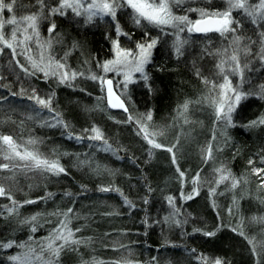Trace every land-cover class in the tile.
Listing matches in <instances>:
<instances>
[{
    "label": "trees",
    "instance_id": "1",
    "mask_svg": "<svg viewBox=\"0 0 264 264\" xmlns=\"http://www.w3.org/2000/svg\"><path fill=\"white\" fill-rule=\"evenodd\" d=\"M55 1L44 0L42 8L39 0H16L13 12L5 11L3 16L19 18L33 13L42 16L38 29L43 40L53 41L51 55L64 62L67 70L83 75H77L71 86L58 83L57 78L45 79L19 48L15 55L4 48L0 52V134L12 135L21 144L29 139L44 142L40 147L27 146L58 160L66 172L55 175V185H44L35 191L31 184L21 181L16 190L10 191L20 205L12 215L4 206H15L7 196L0 197V213H3L0 241L11 239L36 247L37 241L48 237L58 220L63 219L51 214L72 208L70 227L80 228L76 236L87 243L77 246L76 251L65 249L60 264L93 260L109 264L123 259L151 264L153 257L156 264H202L200 256L219 257L227 264H264V249L258 245L254 255L252 245L239 235V230H243L248 238L264 241V224L252 219L264 217V187L260 186V176L253 173V169H264V126L246 127L264 114V98L260 95L264 86V61L256 54L261 49L260 33L264 27L233 12L239 21L234 35L244 38L239 45L243 78L239 75L236 83L230 63L224 65L223 74L217 68L221 59L228 58L218 55V51L228 49L230 56L234 50L233 34L226 37L218 33L182 34L194 48L185 47L178 55L166 35L149 26H136L126 11H118L117 21L104 17L89 23L70 15L50 14L49 7ZM224 3L225 0H188L186 8H223ZM188 15L193 17L195 12ZM116 22L131 35V39L119 38L123 47L134 48L135 42L146 40L145 31L158 38L152 59L145 67L149 79L144 81L138 76L126 89L116 88L128 108L127 113L109 109L102 99L104 91L100 83L90 79L93 74L102 75L98 63L112 54ZM53 23L56 28L49 33ZM11 27L7 25L6 32ZM245 47L250 49L247 54L243 51ZM33 72L35 75H31ZM223 75L232 80L233 86L250 93L233 112L231 125L216 119L209 102L216 90L204 82L207 78L223 83ZM33 89L39 97L53 96L51 110L28 98L33 95ZM185 102H189V107L183 113ZM149 111L153 116L150 131L163 133L155 137L162 148H153L137 135L135 122H125L129 114L139 119ZM57 120L69 127H63ZM93 126L102 131L111 145L110 151L104 150L102 141L89 138ZM209 143L213 146L210 159L213 164L207 172L203 167V150ZM172 145L176 147L170 153L166 149ZM0 162L6 161L0 157ZM177 168L184 172L183 178L179 177ZM218 168L230 172L240 181L239 185L233 189L231 180H227L217 186L215 179L219 173L215 169ZM0 172L4 175L10 171ZM197 173L200 174L198 195L186 200L183 197L193 191L192 179ZM101 187L118 188L123 196L116 191L101 192ZM212 188L215 194H210ZM125 196L132 206L124 202ZM167 197L174 198V206ZM54 198L63 199L62 203L55 200L51 203ZM78 199L81 205L77 211ZM26 200L36 202L24 203ZM37 213L40 215L34 225H20L22 220ZM32 226H36L35 232L31 231ZM205 232L216 234L206 236ZM19 251L16 247L0 249V264H13L8 257ZM66 252L70 256H65Z\"/></svg>",
    "mask_w": 264,
    "mask_h": 264
},
{
    "label": "snow or ice",
    "instance_id": "2",
    "mask_svg": "<svg viewBox=\"0 0 264 264\" xmlns=\"http://www.w3.org/2000/svg\"><path fill=\"white\" fill-rule=\"evenodd\" d=\"M184 0H59L56 7L50 9L51 14L65 15V10L70 9L76 16H84L86 22H92L94 18L110 17L112 21H117L118 11H126L133 23L138 27L152 26L160 29L162 32L166 28L175 30L176 40L174 47L176 53L182 54L181 49L186 41L180 39V33H218L222 37H226L229 34H233L232 45L234 50L231 55H228V49H223L222 52L218 51V55L228 56L227 60L221 59L217 64V68L221 74L224 73V65L230 63L232 65V73H239L243 78V69L240 67L239 57V45L244 39L241 36L234 35L239 27V21L233 16V12L243 13L246 15L251 23L258 24L260 27H264V0H258L256 3L250 2V0H225V7L223 8H189L187 12L198 13V18L191 19L189 15H176L173 11L174 7L179 6ZM16 0H0V52L4 48L10 49L13 55L16 54V49L20 48L22 54L26 55V58L30 62L33 69L43 73L44 78L49 77L57 78L58 83H67L71 86V81L74 80L77 75H83V73H77L75 71H69L66 68V64L61 60L55 59L50 52L53 41L51 39L42 40L38 30V22L42 16L35 13L17 18L16 15H12L8 18L3 16L5 11L13 12ZM41 7L44 6V0H39ZM7 25L12 26L10 32H6ZM56 28L53 23L48 28V32L52 33ZM116 39L112 41V58L98 63V67L105 74L115 73L118 76H122L123 80L117 84V87L123 86L127 88L129 83L133 82V75L139 73L144 81L149 79L145 72V66L150 63L152 59V50L158 43V38H154L150 35L149 31L144 32V36L147 38L142 42H135L134 48L123 47L120 43V37L126 36L131 39V35L124 32L119 24L115 23ZM261 36V49L259 53L260 60L264 61V32L260 33ZM35 43L39 50L38 56L33 57L28 55L32 52L31 43ZM243 51L247 54L250 49L245 47ZM47 53V55H46ZM19 63V61H17ZM25 73H28V69L21 65ZM247 67V64L244 65ZM35 75V72L31 73ZM90 79L98 81L101 85L102 91H106V97L102 99L107 100L108 107L115 109H122L125 113L128 112V108L125 106L124 100L113 89V80L106 79L104 75H91ZM206 84H211L212 89L216 90V95L211 97L209 102L215 110L216 119L224 121L226 124H232V114L237 109L242 100L247 99L250 93L243 92L239 86H233L231 80L227 75H223V83L217 84L214 81L204 79ZM106 85V88H105ZM20 95H23V89ZM17 95V93H13ZM54 95V94H53ZM261 98H264V86H261ZM30 100H34L36 104L42 108H48L51 110V102L53 96H48L46 99L39 97L35 94L33 89V95L28 97ZM189 107V102H185L182 105V112L186 113ZM59 116V113L56 114ZM153 116L151 111L142 114L139 119L128 115L126 123L135 122L138 126L137 135H141L144 140L147 141L153 148H162V144L157 143L155 137L157 135H163L162 132L158 133L150 131V122ZM188 121L185 120V123ZM57 123L62 124L63 127H69L64 124L62 120H57ZM55 126V125H49ZM264 126V114L259 116L256 120L250 121L246 127ZM88 131V130H86ZM93 135L89 137L92 140L102 141L106 146L105 151L111 150V145L108 144L102 131L93 126L90 130ZM81 139V137H76ZM37 140L29 139L26 144L19 143L12 135L0 134V157L3 161L0 162V171H13V170H39L43 173H51L53 175H60L65 173L66 169L60 165L56 159H49L41 155L38 150L29 149L27 145H35ZM176 145L167 147V151L172 153L173 148ZM212 144L209 143L207 148L203 150L204 160L207 162L212 159ZM172 162L176 163V157L173 153ZM251 164L252 161H249ZM179 177H184V172L177 168ZM219 173L218 179L215 181L216 185H220L224 181L231 180V188L235 189L240 181L232 177L230 172L226 169H215ZM227 173V174H225ZM253 173L261 178V187H264V169H253ZM200 182V174L197 173L193 177L192 183L194 185L192 193L184 196L186 200H190L193 196L198 195L197 185ZM101 192L116 191L122 196L123 193L118 188L101 187ZM210 194H215V188L210 189ZM52 194L49 193L50 197ZM65 195H71L66 193ZM12 202L15 207H9L5 205L9 215H12L17 211V207L20 206L18 201H15L11 196L8 189L0 183V197H5ZM168 203L174 206V198L167 197ZM33 200H26L24 203H35ZM124 202L132 206V202L128 198L124 197ZM235 203V201H234ZM177 212L179 209L176 210ZM231 213V209L229 210ZM73 213L72 208H68L66 211H59L52 213L51 215L63 217L58 220L56 226L49 232L48 237L44 238L36 247H32L28 242H17L16 240L0 241V249H11L13 247L21 249L17 254L8 257V260L13 264H60V255L65 249H71L76 251L77 246L87 243V241L80 239L76 236V233L80 232V228L73 229L70 227L71 218L69 214ZM3 215V213H0ZM40 214L32 215L21 221L22 224H32L37 221ZM111 215V213H108ZM253 221L264 224V217H253ZM31 231H36V226L31 227ZM196 231H199L198 229ZM233 231L238 229L233 228ZM215 232H205L206 236H214ZM239 235L244 236L248 243L252 245L251 251L254 255H257V246L264 249V241H257L255 238H248L245 236L243 230H239ZM29 241H32V237L29 236ZM91 238H89L90 240ZM120 247H125L121 245ZM26 249V250H25ZM194 251V250H193ZM47 257V258H45ZM202 261V264H227L226 261L217 257L209 258L206 256L198 257ZM84 264H105L103 261H85ZM109 264H138L137 261L132 259H123L117 261H111ZM151 264H156V258H152ZM259 264V262H258Z\"/></svg>",
    "mask_w": 264,
    "mask_h": 264
},
{
    "label": "rangeland",
    "instance_id": "3",
    "mask_svg": "<svg viewBox=\"0 0 264 264\" xmlns=\"http://www.w3.org/2000/svg\"><path fill=\"white\" fill-rule=\"evenodd\" d=\"M51 2H53L54 0H50ZM58 2L59 0H56L55 1V4L53 5V7H56L58 5ZM186 2H188V0H184L183 3H181L179 6L177 7H174L173 11L176 15H185L187 14L188 15V12H187V9H189L190 6H188V8H186ZM250 2L252 3H256L258 2V0H250ZM225 3L223 4L222 7H225ZM51 7H49V9H51ZM192 8V7H191ZM193 8H196L195 6ZM9 13V12H8ZM51 14V12H49ZM242 15H244L243 13H241ZM66 15H70L72 18H79V19H82L85 21V17L84 16H76L70 9H67L65 10V15L63 16H66ZM246 16V15H245ZM10 17V16H9ZM191 19H196L198 18V13H195V15L192 17V16H189ZM149 27H152V26H149ZM154 28L156 31L159 32L160 35L164 36L166 35V40L168 43L170 44H173L174 45V42L176 40V35H175V30L174 29H171V28H166L163 32L158 29V28H155V27H152ZM39 30V29H38ZM40 33V32H39ZM182 34H185L187 36H190L192 35L193 33H188V32H182L180 33V39L183 40V41H186V43L183 45L182 49L183 50L185 47H187L188 49H192L194 48L193 44L191 41H188L185 37H181ZM40 38L43 40V33L41 34L40 33ZM48 40V39H46ZM188 42V43H187ZM0 47H2V45H0ZM31 47H32V52L31 53H28V55H32L34 58L38 56V52L39 50L37 49L35 43H31ZM54 48V46L52 45L51 49L52 50ZM20 49V48H19ZM17 50V49H16ZM260 50V49H259ZM20 51H22L20 49ZM260 51L256 52L257 55H259ZM47 55V53H46ZM259 57V56H258ZM112 58V54L110 56L109 59ZM27 59V58H26ZM28 60V59H27ZM261 61V60H260ZM28 63L30 64V62L28 61ZM31 65V64H30ZM146 67V66H145ZM238 74V73H237ZM102 75H104L106 77V79H112L113 80V89L114 91L117 93V84L123 80V77L122 76H118L116 75L115 73H103L102 72ZM140 76L139 73H136L133 75V81H135L137 79V77ZM235 76V81L236 83L239 82V74L236 75L234 74ZM232 81V80H231ZM233 83V82H232ZM106 88V86H105ZM119 89H124L123 86L121 85L120 87H118ZM104 97H105V91H104ZM105 103H106V99H104ZM107 104V103H106ZM44 142H38L35 144L37 147H40V146H43ZM213 162L211 160H208L207 162H205V160H203V167L205 169V171L207 172H210L211 171V166H212ZM210 174V173H209ZM208 174V176H209ZM0 179H2V184L4 185V187L6 189H8L9 191L11 190H16L17 187H19V183L21 181H25L26 183H29L33 186L34 190H38L39 188H41L42 186H47V185H55L54 184V179H55V175L51 174V173H43V172H40L39 170H34V171H29V170H24V171H20V170H13V171H10L9 174L6 172L4 175L0 172ZM218 179V178H217ZM215 179V180H217ZM208 182V180L206 181ZM230 191V189L228 190V192ZM233 192L234 190L232 191V196H233ZM24 193V192H23ZM22 193V194H23ZM192 193V190L188 193L190 194ZM187 194V195H188ZM186 195V196H187ZM56 201L57 203H62V200L63 199H57V198H54L51 203L53 201ZM82 202V201H81ZM80 199L77 200V205H76V208L77 206H79V208L77 209L80 210ZM38 214V213H37ZM36 215V214H34ZM16 224H18L19 222L16 220L15 221ZM22 223H20L21 225ZM44 240V239H42ZM41 240V241H42ZM41 241H37V245L41 242ZM80 247V246H79ZM78 247V248H79ZM78 248L76 250H78ZM67 251H69V249H67ZM65 256L66 255H69L70 256V253L66 252L64 253Z\"/></svg>",
    "mask_w": 264,
    "mask_h": 264
},
{
    "label": "water",
    "instance_id": "4",
    "mask_svg": "<svg viewBox=\"0 0 264 264\" xmlns=\"http://www.w3.org/2000/svg\"><path fill=\"white\" fill-rule=\"evenodd\" d=\"M106 86V85H105ZM118 95V94H117ZM105 97H106V91H105ZM122 99V98H121ZM123 100V99H122ZM106 103H107V100H106ZM125 103V102H124ZM107 106H108V104H107ZM126 106V105H125ZM109 109H111V110H115V111H123L122 109H115V108H110L109 107Z\"/></svg>",
    "mask_w": 264,
    "mask_h": 264
}]
</instances>
